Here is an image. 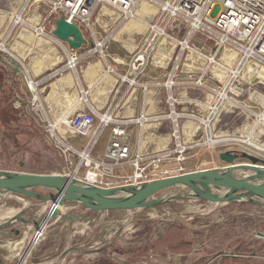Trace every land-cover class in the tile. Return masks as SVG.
<instances>
[{
	"label": "rangeland",
	"instance_id": "374dc122",
	"mask_svg": "<svg viewBox=\"0 0 264 264\" xmlns=\"http://www.w3.org/2000/svg\"><path fill=\"white\" fill-rule=\"evenodd\" d=\"M146 1L151 10L158 11L160 4L167 0ZM98 8L110 9L106 6ZM142 22L145 26L137 28V52L143 49L140 52L150 55L154 52L156 40L148 34L155 23L149 16H143ZM167 29L166 34L178 42L185 40L189 31L187 25L178 29L172 25ZM194 35L193 41L187 38L191 54L182 52L176 43L173 73L185 79L177 85L176 77H173L172 98L176 102L173 107L168 105L177 107L178 99L184 97L185 103L179 108L184 109L185 114L201 118V122L193 124L188 119L170 115L174 123L165 124L160 129L171 138L170 151L174 150L176 140L186 149L183 155L186 159L182 164L184 172L171 176L223 168L227 164L219 159V155L226 151L244 152L260 160L264 156V112H261L258 102H249L248 98L254 91L264 92V86L259 84V81L264 84V69L247 66L246 71L251 72L250 77L243 73V79H247L243 85L246 91L237 97L226 94L227 99L231 97L241 106L247 104L256 113L258 125L253 140L247 141L250 145L244 138H236L241 136V131L249 129L244 117H238L232 123L229 115L224 113L225 110L231 111V102L221 101L211 90L217 93L224 90L228 73L219 66L232 67L238 58L237 51L224 46L217 53L218 69L207 67L205 57L215 51L214 42L198 33ZM2 53L0 50V58ZM0 76V170L62 176L71 172L76 162L69 167L45 143L44 135L34 127L33 120L23 113L17 102L19 92L12 86V80H8L1 71ZM199 80L207 88L199 87ZM165 87L170 90L168 84ZM204 105L207 110H202ZM222 110L221 121L215 125ZM189 125L192 128H187ZM195 127L199 128L195 130ZM215 130L239 141L214 138ZM87 141L88 138L77 137L72 144L82 149ZM175 156L173 153L172 157ZM236 162L249 163L241 158ZM82 174L80 171L79 175ZM33 191L44 196L51 194V191L40 188ZM165 193L160 192L156 197ZM45 208L48 209L47 202L0 193V213L8 210L14 213L0 220V264H19L25 250L19 256L10 257L16 254V250L5 243L17 240L24 231L32 234L40 223L39 219L45 215ZM61 212L65 217L47 223L43 238L32 247L21 264H115L111 260L117 259L112 253L114 250L134 252L128 260L117 259L120 264L127 261L131 264H264V239L256 237L257 233L264 234L262 207L178 200L144 210L97 212L91 217L90 212L78 204L65 205ZM5 222L11 224L3 227ZM171 247L175 248L172 250ZM156 256L166 262H159Z\"/></svg>",
	"mask_w": 264,
	"mask_h": 264
},
{
	"label": "crops",
	"instance_id": "0c3cea01",
	"mask_svg": "<svg viewBox=\"0 0 264 264\" xmlns=\"http://www.w3.org/2000/svg\"><path fill=\"white\" fill-rule=\"evenodd\" d=\"M26 2L27 0H0V47H2L0 50L4 52L0 58V71L8 80H12V86L19 92H17L18 103L22 106L23 113L33 120L34 127L41 134L43 127L34 117L30 94L22 81L25 74L37 83V96L41 104L40 114L44 120L56 122L76 112L91 111L95 114L94 130H97L96 114H110L117 121L126 124L127 140L131 145L132 154L139 151L146 159L160 152L170 151L168 145L171 138L168 134L160 132L165 124L174 123L170 115L173 117V114H176L178 119H188L193 124L201 122V118L185 114L184 109L179 108L185 103L184 97L178 99L179 106L171 108L168 105V98L173 96V91L171 88L168 90L165 85L170 77L175 76L173 55L178 41L173 40L168 34L164 37H155L150 31L148 35H152L156 40L154 52L146 56L140 71H134L132 68L139 64L136 59L143 50L137 52V28L145 26L142 22L143 16H149L154 23L159 16V9L151 10L146 0L138 3L133 18L127 21L121 18L119 11L111 8L96 9L91 16V30L79 27L86 43L75 50L69 49L67 44L52 35L57 15L44 22L46 36L35 38L33 27L43 23L49 5L43 1L36 3V0L28 4ZM24 6L26 9L22 11ZM18 17L21 22L17 24ZM173 24L171 22L167 25L166 30L168 31L167 28ZM194 36L190 38L191 41L194 40ZM95 41L104 44L102 56L91 52ZM178 53H180L179 49ZM69 56L77 57L74 69H67L65 65ZM11 60L17 65V72L14 71ZM108 69L111 72H108ZM244 74L250 77L249 72ZM175 77L177 85L185 79L182 75ZM123 78L129 81L123 82ZM246 80L243 79V85L247 83ZM259 84L264 86L261 81ZM81 91L86 94V103L79 100ZM248 98L249 102H258L261 112H264V92L254 91ZM231 105L230 112L223 109L231 118V122L234 123L238 117H244L245 125L249 128L247 131H241V136L236 138H244L246 142L253 140L258 125L256 113L251 111L253 107L247 104L241 106L239 102ZM202 110H207V107L204 105ZM223 110L219 113L215 125L220 123ZM142 115L148 117L149 121L139 128L136 120ZM187 128L192 126L189 125ZM198 128L195 127V130ZM220 130H215L212 137L239 141L221 133ZM92 135L89 134L88 140ZM109 139L110 126L101 131L93 148L94 157L101 156ZM261 161L264 165V156L261 157ZM174 164V162L163 163L161 168L173 169L182 166L178 163ZM131 171V166L124 167V172L131 173ZM115 172L120 174L121 170L116 169ZM5 245H9V242Z\"/></svg>",
	"mask_w": 264,
	"mask_h": 264
},
{
	"label": "built area",
	"instance_id": "2783aa9c",
	"mask_svg": "<svg viewBox=\"0 0 264 264\" xmlns=\"http://www.w3.org/2000/svg\"><path fill=\"white\" fill-rule=\"evenodd\" d=\"M32 0H27V4ZM47 2L49 10L42 24L33 27L35 38L46 36L44 22L46 19L57 15L63 16L70 24L85 27L91 30L92 13L100 6H106L121 13L124 21L134 16L138 3L143 0H39ZM25 11V8L22 9ZM21 21H16L20 23ZM173 22L176 29L187 25V37L200 34L214 42L215 51L205 57V65L218 69L217 53L224 46L237 51L238 58L232 67L219 66L228 73L227 85L221 93L216 94L221 101H230L236 105L235 100L227 99L226 94L237 97L246 89L243 88V73L247 66L264 69V0H167L159 6L157 22L150 27L155 37L166 36V27ZM182 52L190 53L188 40L178 42ZM104 44L95 41L92 53L102 56ZM145 57V53H141ZM77 63L76 56H69L66 62L67 69H74ZM108 72H111L108 69ZM23 84L30 94L32 111L35 119L43 127L45 143L51 146L69 167L73 170L65 176L73 177L100 188H112L123 185H136L170 177L181 172L184 168L179 166L173 169H162L163 163L185 162V147L176 140L172 151H163L146 159L139 151L132 154L131 145L127 140L126 124L117 121L110 114H96L98 129L95 127V114L91 111L76 112L69 117L52 122L44 120L40 114L41 104L37 96V83L27 74L22 77ZM129 81L123 78V82ZM131 83H134L131 81ZM169 88L174 85L173 78L167 81ZM199 87H205L198 81ZM19 99L17 98V102ZM81 102L86 103V94L81 91ZM176 101L168 98V103L173 107ZM239 106V105H238ZM240 107V106H239ZM211 111L212 109L209 108ZM177 118V115L174 114ZM262 115V114H260ZM259 115V116H260ZM263 116V115H262ZM264 117V116H263ZM176 120V119H175ZM149 121L148 117L140 116L137 126L142 128ZM110 126V139L101 156L92 155L93 148L101 131ZM92 133V138L87 141L82 149L72 144L77 137L87 138ZM174 137V135L172 134ZM177 139V137H175ZM173 153L176 154L172 157ZM125 166H131V173L124 172ZM120 169L121 173H116ZM83 171L82 176L79 172Z\"/></svg>",
	"mask_w": 264,
	"mask_h": 264
},
{
	"label": "water",
	"instance_id": "95a60500",
	"mask_svg": "<svg viewBox=\"0 0 264 264\" xmlns=\"http://www.w3.org/2000/svg\"><path fill=\"white\" fill-rule=\"evenodd\" d=\"M38 2L39 0H36V3ZM54 26L52 35L67 44L69 49H79L82 44L86 43L79 27L68 23L63 16L57 18ZM145 59L146 57L140 54L136 59L139 64L134 65L133 70L140 71ZM10 63L14 65V71L17 72L15 61L11 60ZM239 158L249 163H234ZM219 159L227 166L112 188L96 187L69 176L0 170V193L47 202L48 209L33 231L35 238L44 232L48 222L65 217L61 209L68 204L80 205L90 212V217L97 212L144 210L178 200H195L224 205L247 204L264 208V165L262 161L254 155L236 151L221 153ZM242 173L245 174L242 175ZM37 188L51 191V194L48 196L38 194L33 191ZM173 189L177 192L173 195L166 194L168 190ZM163 191L166 192L164 195L156 197ZM10 224L11 222H5L3 227H8ZM256 237L264 239V234L257 233Z\"/></svg>",
	"mask_w": 264,
	"mask_h": 264
},
{
	"label": "bare ground",
	"instance_id": "6f19581e",
	"mask_svg": "<svg viewBox=\"0 0 264 264\" xmlns=\"http://www.w3.org/2000/svg\"><path fill=\"white\" fill-rule=\"evenodd\" d=\"M16 20L21 21L20 17H18ZM1 48L2 47H0V49ZM172 118H176V116L174 115ZM175 192H177V191H175L174 189L173 190H168V192L166 194L173 195ZM45 209H47V208H45ZM9 211L10 210H8L7 212L0 213V220L7 219V218H9V217L14 215V213L12 211H10V212ZM43 235H44V232H41L39 234V236L37 238H35L34 237V232L32 234H29L28 231H24L22 233V236H20L17 240L9 242V246L11 247V249L16 250V256H19L20 252L22 250H25L24 254H21L22 257H21V259L19 261V264L23 263V261L25 260V258L29 254V252L31 251L32 247L43 238Z\"/></svg>",
	"mask_w": 264,
	"mask_h": 264
},
{
	"label": "trees",
	"instance_id": "16d2710c",
	"mask_svg": "<svg viewBox=\"0 0 264 264\" xmlns=\"http://www.w3.org/2000/svg\"><path fill=\"white\" fill-rule=\"evenodd\" d=\"M237 163V162H236ZM239 163V162H238ZM175 247H171V249L173 250ZM112 253H114L116 256H117V259L119 258H124L126 260H128L129 258H131L133 255H134V252L133 251H117V250H114ZM117 259H111L113 263L115 264H120ZM156 259L159 261V262H166L164 258H161V257H158L156 256ZM125 264H131L129 263L128 261L125 263Z\"/></svg>",
	"mask_w": 264,
	"mask_h": 264
},
{
	"label": "flooded vegetation",
	"instance_id": "af4514ba",
	"mask_svg": "<svg viewBox=\"0 0 264 264\" xmlns=\"http://www.w3.org/2000/svg\"><path fill=\"white\" fill-rule=\"evenodd\" d=\"M0 80H1V76H0Z\"/></svg>",
	"mask_w": 264,
	"mask_h": 264
}]
</instances>
